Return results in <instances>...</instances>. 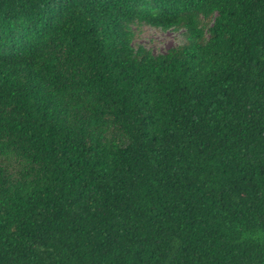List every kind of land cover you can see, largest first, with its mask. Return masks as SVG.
Returning a JSON list of instances; mask_svg holds the SVG:
<instances>
[{
    "label": "trees",
    "instance_id": "16d2710c",
    "mask_svg": "<svg viewBox=\"0 0 264 264\" xmlns=\"http://www.w3.org/2000/svg\"><path fill=\"white\" fill-rule=\"evenodd\" d=\"M0 264H264V0H0Z\"/></svg>",
    "mask_w": 264,
    "mask_h": 264
},
{
    "label": "rangeland",
    "instance_id": "374dc122",
    "mask_svg": "<svg viewBox=\"0 0 264 264\" xmlns=\"http://www.w3.org/2000/svg\"><path fill=\"white\" fill-rule=\"evenodd\" d=\"M135 33V42L150 48L154 53L165 51L168 47L176 44L179 38L175 32L161 31L143 24L136 27Z\"/></svg>",
    "mask_w": 264,
    "mask_h": 264
}]
</instances>
